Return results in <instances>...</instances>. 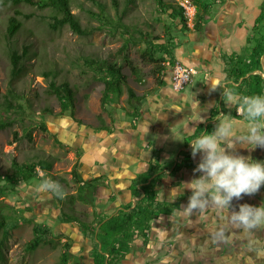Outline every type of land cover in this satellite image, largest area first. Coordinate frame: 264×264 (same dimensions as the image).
Returning a JSON list of instances; mask_svg holds the SVG:
<instances>
[{
	"label": "rangeland",
	"instance_id": "1",
	"mask_svg": "<svg viewBox=\"0 0 264 264\" xmlns=\"http://www.w3.org/2000/svg\"><path fill=\"white\" fill-rule=\"evenodd\" d=\"M163 1L177 3L184 8L189 29H182L178 26L179 19H172L159 11L157 0H133L131 3L117 0L120 10L127 8L123 19L132 26L135 36L133 43L126 49H123V44L128 35L123 32V28L113 31L103 26L96 15L101 4L114 15L116 8L113 0H70L71 10L81 25L92 27L91 33L84 36L74 32L68 25L57 30L50 28L52 11L49 9L43 10L28 4L13 6L0 3V119L11 123L0 128V176L14 172L15 163L51 160L52 166L45 173L46 177L57 180L67 193L66 197L75 193L77 183L72 169L79 172H82V168L90 171L96 169L88 160L94 157L91 148L96 146L99 135L106 134V129L100 127L127 129L130 127L127 111L132 109L127 101L126 90L118 102L102 105L104 83L99 73L91 69L85 59L118 62L128 77L129 85L139 95L146 96L151 93L149 90H156L157 74L153 73V62L140 56L148 44L138 41L139 31L159 34L161 37L157 42L161 43L168 37L166 30L170 26L169 32L173 35L171 43L178 46L194 30L197 10L192 0ZM220 3L212 7L213 12ZM16 9L21 12L17 17L22 25L12 44L19 51L27 46L28 53L22 60L21 71L13 76L11 57L8 47L3 43L2 32L6 30L8 18L15 14ZM125 55L140 70L141 80L136 78L130 66L124 62ZM157 55L165 56L166 62L172 67L169 56L162 52ZM182 56L179 59L183 61ZM179 59L175 60L182 62ZM168 68L165 75H169ZM197 79L198 75L194 73L191 86L197 83ZM52 80L57 84L68 81L74 88L75 105L72 113L71 110L63 112L58 98L50 93ZM162 145L163 149L168 146L166 141ZM169 150H175L177 154L178 137L170 144ZM171 161L166 162L168 166ZM37 170L39 178L19 181L15 190L5 189L0 193V219L9 228V234L5 235V227H0V264H57L63 251L62 244L66 240L72 241L73 255L69 264H93L91 239L83 235L76 223L60 220L62 211L71 209V206L90 217L93 207L78 201L71 205L67 198L61 201L50 194L37 193L35 187L43 175L39 167ZM3 184H7L5 179L0 180V186ZM142 192L137 194L142 195ZM261 204L264 205V200ZM230 208L231 211L235 210L229 206L226 210L229 218ZM34 224L49 226L52 230L49 237L51 242L28 251L26 244L33 237ZM259 228L253 229V232L248 231L246 236L237 235L230 239L227 247L229 256L225 260L229 263L223 264H264V226L261 232ZM122 262L120 264H126Z\"/></svg>",
	"mask_w": 264,
	"mask_h": 264
},
{
	"label": "crops",
	"instance_id": "2",
	"mask_svg": "<svg viewBox=\"0 0 264 264\" xmlns=\"http://www.w3.org/2000/svg\"><path fill=\"white\" fill-rule=\"evenodd\" d=\"M216 1L221 2L220 6L214 12L213 8L210 9L209 18L203 23L201 31H190L184 43L175 46L171 58V63H174L182 55L189 57L182 56L183 61L179 60L196 70L197 83L174 90L171 86V65L166 62L169 75H165V68L162 85L145 96L137 116L129 118L130 127L105 130L106 134H100L96 146L91 148L96 155L92 154L93 159L88 160L96 169L82 168V172L78 171L81 183L98 180L97 186L86 194L87 202H78L93 207L97 215L104 216L103 221L129 203L134 206L144 198L146 185L153 183L155 174H161L160 180L152 184L157 190L156 198L176 206L172 213H161L150 220L147 241L138 236L131 242L129 252L122 260L126 264L229 263L225 261L229 240L248 234V231L233 224L231 217L227 216V208L209 205L202 213L194 212L191 216L181 214L191 195V190L184 188V184L201 175L193 171L200 162L201 154L193 158L190 145L198 138L195 136L198 127L211 124V132L218 120L231 119L233 130L243 134L248 126L239 106L235 103L232 107L226 106L221 90H212V82L222 84L236 94H246L247 86L242 83V78L235 81L229 77L228 68L232 64H228V59L233 55L248 62L264 31V22H258L264 0ZM261 67L251 73L262 74L264 78V55ZM262 85L261 95H264V83ZM215 113L217 115L212 117ZM175 137L179 141L177 154L175 150H169ZM165 141L168 146L163 149L162 142ZM261 148L252 149L239 142L235 145L236 154L260 162L264 156ZM170 159L171 165L168 166L166 162ZM182 162L191 165L179 166ZM81 165L84 163L81 162ZM155 165L159 170L152 172L151 167ZM149 175L146 182L136 183L139 178ZM173 190L177 191L175 195L170 194ZM140 191H143L142 195L137 194ZM250 196L244 194L239 200L233 198L230 206L236 211L244 203L261 206L264 185ZM231 212L230 208L229 214ZM259 229L261 232L263 226Z\"/></svg>",
	"mask_w": 264,
	"mask_h": 264
},
{
	"label": "trees",
	"instance_id": "3",
	"mask_svg": "<svg viewBox=\"0 0 264 264\" xmlns=\"http://www.w3.org/2000/svg\"><path fill=\"white\" fill-rule=\"evenodd\" d=\"M128 2H133V0H127ZM115 6V13L112 15L110 11L106 10L103 4L100 5V10L97 12V17L100 20V23L109 29L115 31L119 27L123 28V32L128 35V38L123 44V49L128 48L130 43H133L135 39L134 34L132 33V26L126 23L123 19V16L127 10H120L118 7L117 0H113ZM196 5L197 10L195 13V21L193 29L195 31H201L203 23H205L210 15V9L217 3L216 0H192ZM1 4H12L17 6L20 4H28L35 6L39 9H49L52 11L51 19L49 20L50 28L57 30L64 25H68L74 32L79 35H88L91 33L92 27H84L81 25L78 17L72 12L70 6V0H0ZM157 8L159 11L163 12L166 16L171 17L172 19H179V25L182 29H189L187 21L184 15V8L177 3H165L163 0H157ZM21 12L16 9L15 14L8 18V24L6 30L3 31V43L8 47L9 54L11 57V72L13 76H16L22 69V60L28 53V47L24 46L21 51L12 44L14 41V36L20 31L22 22L17 17ZM258 22H264V7L258 18ZM177 26V27H178ZM170 26H167L168 36L163 42H157L160 40L159 34H154L150 31H139L140 37L138 41H144L148 46L142 50L140 56L144 60H150L154 65V75L157 74V86L162 85L163 83V73L166 66L165 56L157 55L158 52L173 57V51L175 46L171 43L173 35L169 32ZM263 36L258 40V45H256L249 57V61H242L239 56H229L228 64H232L231 68H228V75L233 80L237 81L242 78V83L247 86L246 94L241 95H256L262 93L264 78L262 74H252V71L257 69H262L261 67V57L264 55V31ZM227 59V57H225ZM124 62L127 63L132 73L135 74L136 78L139 80L142 79L140 70L136 65L132 63V60L128 56L123 57ZM85 62L89 67L99 74L101 77L104 88L102 91L101 103L103 106L118 102L120 97L124 94L125 90L127 91V101L132 105V109L127 111L129 118H134L138 114L139 106L145 98L144 94L139 95L136 93L133 87L129 85L128 77L123 73L122 65L116 61H110L107 59H94L86 58ZM248 74V76H247ZM136 79V80H137ZM74 88L68 81H63L61 83H56L54 80L50 83V93L54 94L61 105L63 112H67L74 107ZM151 93L155 91L149 90ZM217 115L212 114V117ZM10 121H2L0 119V128L10 125ZM101 129L111 130L106 126L100 127ZM211 124L204 126L201 125L198 127L195 136H200L203 132H209ZM194 137V136H193ZM188 161H191L190 159ZM185 163H180L179 166L189 165ZM15 170L10 174H6L4 177L0 176L1 179H5L7 184L0 186V193L2 190H15V186L19 181H30L34 178H39L37 167L41 169L43 175L40 176L46 177L45 173L51 169L52 161L41 159L38 162L31 163H15ZM177 165V166H178ZM191 165V164H190ZM176 169L179 168V166ZM158 165L151 167V171H158ZM175 170V169H174ZM72 175L77 183V189L75 193L69 195L67 200L70 201V204H74L77 201L87 202L86 194L90 190L97 186L98 180H93L85 183H81L82 180L78 174L77 169H72ZM57 178L56 176H53ZM149 176L139 178L136 182H146ZM47 178V177H46ZM161 178V174L157 173L154 176L152 181L153 185ZM57 181V180H56ZM150 183L146 185L144 190L145 197L137 201V203L132 206L131 203L128 206L117 211L113 216L109 217L105 221L104 216L97 215L95 210H92L91 217L87 214H82L78 212L76 208L71 206V209L67 211H62L60 220L62 222H74L78 225V228L89 237L92 241V261L93 264H118L120 263L127 255L129 248L128 246L131 242L138 236H141L147 241L150 220L154 217L159 216L161 213H172L175 204H169L167 202H161L156 198L157 190L152 187ZM137 188V187H135ZM148 188V189H147ZM89 191V192H88ZM63 198V199H65ZM59 199V200H63ZM103 221V222H102ZM5 227V235L9 234V228L6 227L5 221L0 219V227ZM52 234V230L49 226H41L39 224L33 225V237L27 242L26 249L28 251H33L42 244L50 243L51 239L49 238ZM63 251L60 255V261L57 264H69V261L73 255L71 251L72 241L66 240L62 244Z\"/></svg>",
	"mask_w": 264,
	"mask_h": 264
},
{
	"label": "clouds",
	"instance_id": "4",
	"mask_svg": "<svg viewBox=\"0 0 264 264\" xmlns=\"http://www.w3.org/2000/svg\"><path fill=\"white\" fill-rule=\"evenodd\" d=\"M211 88L221 90L226 106L232 107L234 103L239 106L248 126L243 134H237L231 119L218 120L213 131L204 132L190 142L193 158L201 154L200 162L193 170L201 175L184 184V188L191 190L187 205L182 207L181 214L185 216L198 211L202 213L209 205L229 209L233 198L239 200L244 194L253 195L264 185V162L246 158L235 151L237 142L252 149L264 148V95H239L215 82ZM35 191L58 199L67 195L58 181L46 177L41 178ZM176 193L173 190L170 194ZM231 221L245 231L264 226V205L240 204L238 211L231 212Z\"/></svg>",
	"mask_w": 264,
	"mask_h": 264
},
{
	"label": "built area",
	"instance_id": "5",
	"mask_svg": "<svg viewBox=\"0 0 264 264\" xmlns=\"http://www.w3.org/2000/svg\"><path fill=\"white\" fill-rule=\"evenodd\" d=\"M196 70L188 67L180 61H175L171 67V86L179 91L185 88L191 81Z\"/></svg>",
	"mask_w": 264,
	"mask_h": 264
},
{
	"label": "bare ground",
	"instance_id": "6",
	"mask_svg": "<svg viewBox=\"0 0 264 264\" xmlns=\"http://www.w3.org/2000/svg\"><path fill=\"white\" fill-rule=\"evenodd\" d=\"M192 13V12H191Z\"/></svg>",
	"mask_w": 264,
	"mask_h": 264
}]
</instances>
